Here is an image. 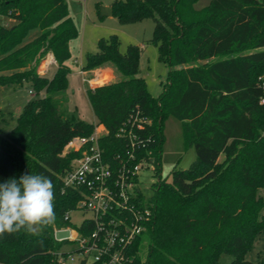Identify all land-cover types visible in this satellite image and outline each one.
<instances>
[{"label":"trees","instance_id":"16d2710c","mask_svg":"<svg viewBox=\"0 0 264 264\" xmlns=\"http://www.w3.org/2000/svg\"><path fill=\"white\" fill-rule=\"evenodd\" d=\"M197 1L110 4L122 23L154 21L150 42L168 67L156 96L138 75L143 47L129 43L121 51L116 34L100 37L81 65L86 71L108 64L118 76L85 90L96 123L108 130L106 152H114V133L124 120H147L138 133L149 139L157 179L145 231L131 247L132 264H220L222 254L232 256L227 264H257L245 254L264 238V198L258 194L264 188V0H208L200 9ZM0 16L15 21L0 23V86L26 82L35 95L0 134V183L25 173L48 176L57 215L39 236L0 238V264H61L53 230L67 225L63 215L78 200L74 190L63 191L60 177L75 153L61 154L70 138L93 130L66 106V61L77 29L66 0H0ZM33 28L39 34L22 43ZM50 53L56 69L48 77L38 66ZM167 115L183 122L184 145L195 152L190 166L172 169L169 181L160 172ZM142 236L148 239L144 259Z\"/></svg>","mask_w":264,"mask_h":264},{"label":"built area","instance_id":"2783aa9c","mask_svg":"<svg viewBox=\"0 0 264 264\" xmlns=\"http://www.w3.org/2000/svg\"><path fill=\"white\" fill-rule=\"evenodd\" d=\"M44 62L56 63L52 56ZM145 122L131 116L124 120L114 133L112 154L106 152L111 144L106 139L108 130L98 123L90 134L73 136L66 143L61 155H75L60 174L62 189L74 190L78 200L63 215L67 225L53 230V237L56 231L68 232L54 237L61 243L57 256L61 264L73 252L81 255L78 264H132L131 247L144 233L150 213L148 198L139 186L140 172L153 169L146 151L149 139L138 133ZM72 212L81 215L78 223L71 222Z\"/></svg>","mask_w":264,"mask_h":264},{"label":"rangeland","instance_id":"374dc122","mask_svg":"<svg viewBox=\"0 0 264 264\" xmlns=\"http://www.w3.org/2000/svg\"><path fill=\"white\" fill-rule=\"evenodd\" d=\"M115 0H66L70 17L77 29V36L69 43L70 57L66 61L69 68L67 76V108L70 112L76 114L80 119L89 124L97 122L85 90L89 86L115 81L118 79L113 67L105 64L97 69L81 74V65L84 61L86 52H94L97 49V40L100 37H107L110 34H116L120 39V50L124 51L129 43L143 44L144 49L140 58V70L138 75L146 81L148 91L156 96L166 82L168 67L158 57L157 46L150 42L154 29V21L145 19L137 22L122 23L114 16H102L100 6H110ZM208 0H198L195 3L197 9L203 8ZM14 20L5 16H0V23L6 26L14 24ZM40 30L33 28L28 31L23 38L22 43L28 42L38 35ZM47 59L45 55L41 62ZM48 73L52 76L54 71ZM39 68V67H38ZM83 77L87 80H83ZM35 97L31 92L30 85L0 86V134L5 135L15 124L17 115L22 110L23 105L31 98ZM163 141L161 146L160 172L161 178L171 179L173 168H187L195 160V152L192 145L185 147L183 141V122L167 115L163 121L162 128ZM222 158V156H221ZM157 176L150 168L143 169L140 172V190L146 198L152 195V184ZM258 194L264 198V188L259 189ZM264 214V207L261 210ZM81 215L77 212L70 214L71 222L78 223ZM148 239L142 236L139 248V256L144 259L147 252ZM81 255L73 252L64 264H78ZM245 258L257 264H264V238L257 237L252 248L245 254ZM232 256L222 254L219 258L220 264H227Z\"/></svg>","mask_w":264,"mask_h":264},{"label":"clouds","instance_id":"9594fccd","mask_svg":"<svg viewBox=\"0 0 264 264\" xmlns=\"http://www.w3.org/2000/svg\"><path fill=\"white\" fill-rule=\"evenodd\" d=\"M56 222L55 186L48 176L25 173L0 183V238L39 236Z\"/></svg>","mask_w":264,"mask_h":264},{"label":"crops","instance_id":"0c3cea01","mask_svg":"<svg viewBox=\"0 0 264 264\" xmlns=\"http://www.w3.org/2000/svg\"><path fill=\"white\" fill-rule=\"evenodd\" d=\"M139 45H140V44H139ZM140 46H142L143 49H144V45H143V44H141ZM51 56L53 57V55H52L51 53L48 54V55H47V60L50 59ZM140 58H141V57H140ZM50 66H54V67L52 68V71H55V69H56V63H51V64H47L46 62L41 63L40 67L38 68V73H39V74H42V75H45V76H48V73L51 72V70L49 69ZM95 69H97V68H95ZM92 70H94V69H92ZM92 70H90V71H92ZM83 72H89V70H86V71L81 70V74H82V76H83ZM51 73H52V72H51Z\"/></svg>","mask_w":264,"mask_h":264},{"label":"water","instance_id":"95a60500","mask_svg":"<svg viewBox=\"0 0 264 264\" xmlns=\"http://www.w3.org/2000/svg\"><path fill=\"white\" fill-rule=\"evenodd\" d=\"M100 10V14L102 16H111L112 15V8L111 6H100L99 8ZM68 234V232L66 230H60V231H56L54 233V237L55 238H60V237H64Z\"/></svg>","mask_w":264,"mask_h":264}]
</instances>
